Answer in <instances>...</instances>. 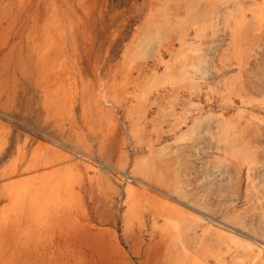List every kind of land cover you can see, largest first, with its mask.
<instances>
[{
  "label": "rangeland",
  "instance_id": "1",
  "mask_svg": "<svg viewBox=\"0 0 264 264\" xmlns=\"http://www.w3.org/2000/svg\"><path fill=\"white\" fill-rule=\"evenodd\" d=\"M23 2L0 0V264L194 263L198 242L178 262L165 226L160 233L161 222L151 225L154 210L137 201L131 214L123 174L135 171L133 179L149 184L143 168L178 206L167 203L163 217L189 220L182 214L192 211L197 225L187 235L229 225L264 241V0ZM155 76L159 85L145 89ZM49 140L86 150L98 171L51 166L43 175L68 176L46 192L49 204L29 211L3 186H33L43 170L25 169L34 154L56 151ZM150 146L155 154L162 147L161 157H151ZM107 157L125 172L104 169Z\"/></svg>",
  "mask_w": 264,
  "mask_h": 264
},
{
  "label": "bare ground",
  "instance_id": "2",
  "mask_svg": "<svg viewBox=\"0 0 264 264\" xmlns=\"http://www.w3.org/2000/svg\"><path fill=\"white\" fill-rule=\"evenodd\" d=\"M25 2V0H24ZM23 2V3H24ZM41 2V1H40ZM27 3V2H26ZM25 3V4H26ZM85 3V2H84ZM36 4V3H35ZM41 4V3H40ZM27 5V4H26ZM39 5V4H38ZM54 5V4H53ZM259 5V4H258ZM44 6V5H43ZM78 6V4H77ZM25 8V7H24ZM49 9V8H48ZM42 10V9H41ZM50 10V9H49ZM48 10V11H49ZM79 10V9H78ZM73 12V11H72ZM81 12V11H80ZM150 12V11H149ZM45 13V12H44ZM48 13V12H47ZM49 14V13H48ZM69 14V13H68ZM84 14V13H83ZM82 14V15H83ZM86 14H89L88 12ZM76 15V14H75ZM48 17V16H47ZM85 18V17H84ZM49 19V18H48ZM36 20V19H35ZM88 20V19H87ZM164 20V19H163ZM256 20V19H255ZM36 22V21H35ZM43 23V22H42ZM78 23V22H77ZM2 24V23H1ZM0 24V25H1ZM14 24V23H13ZM30 24V23H29ZM53 24V23H52ZM58 24V23H57ZM68 24V23H67ZM158 24V23H157ZM43 25V24H42ZM83 25V24H82ZM85 25V24H84ZM156 25V24H155ZM14 26V25H13ZM12 26V28H13ZM16 26V24H15ZM58 26V25H57ZM79 26V25H78ZM166 27V26H165ZM11 28V29H12ZM82 28V27H81ZM168 28V27H167ZM46 29V28H45ZM44 29V31H45ZM77 29V28H76ZM80 29V28H79ZM165 29V28H164ZM38 30V29H37ZM41 30V29H39ZM83 30V28H82ZM43 31V30H42ZM43 31V33H45ZM74 31V30H73ZM77 31V30H76ZM11 32V31H10ZM40 32V31H39ZM83 31H81V34H82ZM9 33V32H8ZM41 33V32H40ZM84 33V32H83ZM11 34V33H10ZM39 34V33H38ZM117 34V33H116ZM37 35V34H36ZM41 35V34H40ZM11 36V35H10ZM34 36V35H33ZM90 36V35H89ZM1 37V36H0ZM31 37V36H30ZM44 37V35H43ZM41 37V38H43ZM45 37H46V34H45ZM76 37V36H75ZM183 37V36H182ZM38 39V38H37ZM49 39V38H48ZM2 40V39H1ZM9 40V39H8ZM42 40V39H41ZM57 39L55 38V41ZM32 41V40H31ZM50 41V40H49ZM2 42V41H1ZM0 42V43H1ZM38 42V41H36ZM181 42V41H180ZM29 43V41L27 42ZM32 43V42H31ZM43 43V42H42ZM83 43V42H82ZM30 44V43H29ZM40 44V43H39ZM76 44V43H75ZM28 45V44H26ZM33 45V44H32ZM38 45V43H37ZM36 45V46H37ZM186 45V44H185ZM183 46V45H182ZM187 46V45H186ZM35 48V51H36V48L37 47H34ZM40 48V47H39ZM46 48V47H45ZM42 49V47H41ZM39 49V51L41 50ZM32 50V49H31ZM43 50V49H42ZM181 50V49H180ZM30 51V50H29ZM108 51V50H107ZM183 51V50H182ZM78 52V51H77ZM185 52V51H183ZM36 53H39V52H36ZM171 54V53H170ZM185 54V53H184ZM34 55V54H33ZM44 55V54H43ZM179 55V54H178ZM182 54L180 53V56ZM52 56V55H51ZM80 56V55H79ZM187 56V54H186ZM106 57V56H105ZM42 58V57H41ZM78 59V58H77ZM175 57L173 56L172 59L168 62H166L164 64V76L162 78V76L160 77L161 79H164L167 81V79H171L169 78L170 77V71L171 69L173 68H170L171 66H173ZM180 60L182 59L179 58ZM178 59V60H179ZM185 59V57H184ZM61 61V60H60ZM176 61V60H175ZM78 62H80L78 60ZM176 63H179L178 61H176ZM62 66V65H61ZM80 66V65H79ZM193 66V65H192ZM63 67V66H62ZM184 67V66H183ZM182 68V67H181ZM194 68H196L198 71L201 72L200 70V67H197L196 65H194ZM34 69V68H33ZM60 69V68H59ZM63 69H65L63 67ZM177 69V68H176ZM195 69V70H196ZM182 70V69H181ZM179 70V71H181ZM3 71V70H2ZM61 73L64 71H60ZM114 72V71H113ZM112 72V73H113ZM62 73V75H63ZM172 73V72H171ZM175 73V72H174ZM97 74V73H96ZM163 75V74H162ZM154 76V75H153ZM22 77V76H21ZM159 77V76H158ZM124 78V77H123ZM159 78H156V76L151 79H149L147 81V83L145 84V89L147 90H152L153 88L157 87L159 85V81L161 80ZM64 79V78H63ZM84 79V78H82ZM173 79V78H172ZM103 81V80H102ZM151 81V82H149ZM70 82V81H69ZM74 82V81H73ZM86 82V80H85ZM83 82V83H85ZM120 84V82H119ZM73 85V84H72ZM84 85V84H83ZM82 85V86H83ZM86 85V84H85ZM121 85V84H120ZM74 86V85H73ZM72 86V88H74ZM87 87V86H86ZM78 88V87H77ZM100 88V87H99ZM51 89V88H49ZM81 89V88H80ZM72 90V89H70ZM114 90V89H113ZM101 91V90H100ZM145 91V90H144ZM24 92V90H23ZM95 92V91H94ZM98 92V91H97ZM113 92V91H112ZM112 92L110 93V95H112ZM148 92V91H147ZM25 93V92H24ZM74 93V92H72ZM103 93V92H102ZM95 94H98V93H95ZM79 95V94H78ZM102 95V94H100ZM98 98L102 99V96L99 97V95H97ZM119 96V95H118ZM120 97V96H119ZM81 98V97H80ZM97 99V97H95ZM94 98V99H95ZM104 98V97H103ZM142 98V96H140V93H138L136 96H135V100L137 101L136 103H138L139 99ZM41 100V99H40ZM101 102L99 103H102L103 101L100 100ZM85 102V101H84ZM30 105V104H29ZM138 105V104H137ZM6 106V105H5ZM42 106V105H41ZM102 106V105H100ZM86 107V106H85ZM27 108V107H26ZM21 109V108H20ZM143 109V108H142ZM12 111V110H11ZM82 111V110H81ZM5 112V110L3 111ZM144 112V111H143ZM142 110H141V113H143ZM2 113V112H1ZM11 113V112H10ZM87 113V112H86ZM5 114V113H4ZM20 114V113H19ZM140 114V113H139ZM3 115V114H2ZM11 115V114H10ZM144 116V114H142ZM99 116V115H98ZM119 116V115H118ZM161 116V115H160ZM9 117V116H7ZM142 117V116H141ZM16 119V118H15ZM20 119V118H19ZM87 119V118H86ZM8 120V119H7ZM1 121V120H0ZM87 121V120H86ZM138 122V121H137ZM2 123V122H1ZM0 123V124H1ZM5 123V122H4ZM8 123V121H7ZM14 123V122H13ZM12 124V123H11ZM15 124V123H14ZM134 125V124H133ZM2 126V125H1ZM6 126V125H4ZM91 127V126H90ZM4 128V127H3ZM139 128V127H138ZM1 130V129H0ZM4 131H8V129ZM78 132V131H77ZM56 134V133H55ZM7 137H9L7 134H6ZM113 136V135H112ZM224 136V135H223ZM43 137V136H42ZM48 137V136H47ZM184 137V135L182 136ZM179 138V140H181V138ZM85 138V137H84ZM121 138V137H120ZM9 139V138H7ZM43 139V138H42ZM113 139V138H112ZM27 140V138H26ZM183 140V139H182ZM8 141V140H7ZM6 141V142H7ZM50 141V140H49ZM110 141V140H109ZM80 142V140H79ZM41 143V142H40ZM114 143V141H113ZM44 144V143H43ZM79 144V143H78ZM27 145V144H26ZM45 145V144H44ZM48 145H50V147H54L56 149V151H52L50 149H47V152L45 153H41L40 154H34L33 155V159L32 161H29L28 162V167L25 169V172L29 174H36V170L39 168V165L40 167L42 168L43 172L41 174H38L36 175L34 178H33V181H35L34 185L32 186H28L29 182H32V181H26V179L24 180L25 182L21 183V184H16V183H9L10 185H8V180L4 183H6L4 186H3V192L7 198H11V199H15L17 204L19 206H21L22 208H26L27 209V206H28V210L29 211H32V209H34V206L36 209H39V206L38 205H47L49 204V195L46 193L50 190H52L56 185H57V182L59 181V185L60 186V180H61V186L63 185L64 181H65V177L68 176L67 174L65 175H60V170L58 171H55L54 173H51V174H46V175H43V173L46 171V170H49V169H52L54 168V165H58V166H63L65 165V169L69 172H71L72 168L74 167V170L77 168L76 165L77 164H84L85 165V168L87 170H91L93 172H97L98 169L96 168L95 166V163L93 162V159L91 158V154L88 153L86 150H77V149H74V148H71V147H66L64 146L63 144L57 142V141H54V142H49ZM115 145V143H114ZM109 146V145H107ZM4 147V146H3ZM22 147V146H21ZM66 147V148H65ZM112 147V145L110 146V148ZM114 147V146H113ZM223 147V146H222ZM106 148V146H105ZM19 149V148H18ZM36 149V148H35ZM54 149V150H55ZM67 149V150H66ZM79 149V148H78ZM119 149V147H118ZM171 148H169L170 150ZM27 150V149H26ZM38 150V148L36 149ZM106 150V149H105ZM29 151V150H28ZM34 151V149H33ZM66 151V152H65ZM109 151V150H108ZM163 149L162 147L158 150L157 149V152L156 154L153 153V149L152 147L150 146L149 147V152L151 154V157H161L162 153H163ZM19 157L21 158V160L24 158V152H23V148H20L19 149ZM64 152L66 155L64 156ZM107 152V151H106ZM105 152V153H106ZM168 152V151H167ZM171 152V151H170ZM174 151L172 150V153ZM32 150H31V154H32ZM111 153V152H110ZM113 153V152H112ZM107 154V153H106ZM165 155V154H164ZM163 155V156H164ZM63 156V158H62ZM173 156V155H172ZM171 156V158H173ZM27 157V156H26ZM150 157V158H151ZM165 157V156H164ZM175 157V156H174ZM108 160H109V164L108 165V161L106 159H104V161L106 160L107 162V165H105L103 163V161H101L104 165V169H107L109 173H115V174H123V172H125V169L124 167L121 168V169H118V168H114L111 166V162H110V159L111 157H107ZM26 159V158H25ZM66 159V161H65ZM146 159V158H145ZM28 160V158L26 159ZM170 160V159H169ZM19 161V160H17ZM38 161H40L41 163H39ZM99 161V160H98ZM148 161V160H147ZM171 161V160H170ZM27 163V161H25ZM68 162L70 163V166H68ZM97 162V161H96ZM25 163V164H26ZM39 163V164H38ZM74 163V164H73ZM113 163H114V160H113ZM138 163V162H137ZM170 163V162H169ZM97 164V163H96ZM168 164V163H167ZM140 165V164H139ZM147 165V164H145ZM21 166V165H20ZM25 166V165H24ZM51 166H53L52 168H50ZM144 166V165H143ZM153 167V166H152ZM163 167V166H162ZM16 168V167H15ZM21 168V167H20ZM23 168V167H22ZM101 168V167H100ZM149 168V167H148ZM154 168V167H153ZM17 169V168H16ZM16 169L13 171L12 170V173L14 174V172L16 171ZM20 170V169H19ZM18 170V171H19ZM65 170V171H66ZM159 170V169H157ZM162 170V169H161ZM2 171V170H1ZM33 171V172H32ZM37 172H40V171H37ZM50 172V171H48ZM147 169L143 168L141 169L140 171V177L146 181L149 182V184H144V183H141L139 181H137L136 179H133V175L135 173L131 171V176L128 175V172L125 174H123L124 176L127 177L128 182L125 180V182H127V187L125 188L126 189V193H127V203L129 202V208L131 209V214H134L135 212L133 207H136V204H137V201H140V203H144L149 209H153L154 211H151L150 212V215H151V222H152V226L153 228L155 227L156 229L158 228V222H161V226H159V230H160V233H163V225L165 226V231L173 238L172 241H174V247L177 251V257H176V260H178V262L182 261L183 263L189 259V257L191 256V251L195 248L197 242L199 244L198 246V251L196 252V254L198 255V257L195 259L194 263H190V264H210L209 262V259H213L214 261V264H227V261H226V258H228V260H235L236 262L238 261L239 264H264V251H263V247H264V241H259L257 238H254L252 236H249L245 233H242L241 231H239L237 228L235 229L234 227H231L229 225H226V227H218L216 229H214V231L211 230V228H213L212 225L210 224H207V229L203 231L202 235L201 236H198V234H193V236H189V234L187 235V232H189V229H191L192 226L194 225H197L196 222L197 220L194 219L195 217L193 216V213L192 211H190V209H185V212L182 214L183 216H186V218L188 217L189 220H185V217H180L177 216V217H163V208H165V206H168L169 204L167 203H170V206L172 207L171 209H175L176 206L174 204H172L171 202V198L168 197V196H165L163 194V188H162V182L161 181L159 184L153 182V181H156L154 178L150 177V175L148 176L147 175ZM160 172V171H159ZM12 173L10 175H8L9 177L8 178H11L13 175ZM161 173V172H160ZM17 173H15L16 175ZM14 175V176H15ZM19 175V174H18ZM16 175V176H18ZM175 175V174H174ZM119 176V175H118ZM163 176V175H162ZM113 177H116V175L114 176L113 174ZM121 177V176H120ZM119 177V178H120ZM14 178V177H13ZM25 178V177H24ZM12 179V178H11ZM10 179V180H11ZM21 179V178H20ZM126 179V178H125ZM17 180V179H16ZM14 180V181H16ZM132 180V182H131ZM152 180V181H151ZM164 180V179H163ZM13 181V180H12ZM133 181H135V183L137 184L135 187L132 183ZM17 182V181H16ZM123 182V181H122ZM158 182V180L156 181ZM178 182V181H177ZM28 183V184H27ZM151 184H154L153 185H150ZM22 185V186H21ZM175 189V188H174ZM182 190V189H181ZM165 192V191H164ZM185 192V191H184ZM183 193V192H182ZM184 194V193H183ZM174 195V194H173ZM185 196V195H184ZM53 197V196H51ZM173 197V196H172ZM10 202V200H9ZM13 203V202H12ZM27 203V204H26ZM12 205V204H11ZM10 205V206H11ZM190 205V204H189ZM188 205V206H189ZM20 207V208H21ZM178 207V206H177ZM140 208V207H139ZM142 208V207H141ZM144 208V207H143ZM185 208V207H184ZM7 209V208H6ZM10 209V208H8ZM7 209V212H9ZM198 209V208H197ZM167 210V209H166ZM5 211V209H4ZM178 211V210H177ZM173 212V210H172ZM179 212V211H178ZM206 212V211H205ZM147 213V212H146ZM145 213V214H146ZM169 213V212H167ZM177 214V213H175ZM178 214H181V213H178ZM177 214V215H178ZM170 215V213H169ZM210 216V215H209ZM75 217V216H74ZM73 217V218H74ZM77 217V216H76ZM212 217V216H211ZM79 218V216L77 217ZM207 218V217H206ZM75 219V218H74ZM202 219V218H201ZM36 220V219H35ZM76 220V219H75ZM73 220V221H75ZM208 220V219H207ZM39 222V221H38ZM146 222V221H145ZM180 222V223H179ZM199 222V221H198ZM214 222V221H213ZM223 222V221H222ZM212 223V221H211ZM226 223V222H225ZM24 224V223H23ZM78 224V223H77ZM76 224V225H77ZM199 224V223H198ZM228 224V223H227ZM232 224V223H231ZM75 226V224H73ZM202 225V224H201ZM217 225V224H215ZM67 226V225H66ZM70 226H72L70 224ZM69 226V227H70ZM79 226V225H78ZM23 227V226H22ZM65 227V226H64ZM199 227V226H197ZM217 227V226H216ZM63 228V227H62ZM73 228V226H72ZM75 228V227H74ZM73 228V229H74ZM78 229L80 227H77ZM76 228V229H77ZM64 229V228H63ZM69 229V228H68ZM86 229V228H85ZM88 229V228H87ZM70 230V229H69ZM155 230V229H154ZM199 230V229H198ZM242 230V229H241ZM22 231V230H21ZM57 231V230H56ZM67 231V229H66ZM74 230H72L70 233H72V235H70V237L72 236L73 238V234L75 236V233L73 232ZM82 231V230H81ZM84 231V230H83ZM82 231V232H83ZM6 232V231H5ZM4 232V233H5ZM9 232V231H7ZM19 232V231H18ZM55 232V231H54ZM59 232V231H57ZM56 232V233H57ZM198 232V231H197ZM1 233V232H0ZM21 233V232H20ZM61 233V232H60ZM78 232H76L77 234ZM80 233V232H79ZM88 233V232H87ZM190 233V232H189ZM194 233V232H192ZM201 233V232H200ZM84 234V233H83ZM90 234V233H88ZM106 234V233H104ZM19 235V234H18ZM22 235V233H21ZM54 235V234H53ZM60 235V234H59ZM94 235V234H93ZM103 235V234H102ZM168 235V236H169ZM5 236V235H4ZM11 236V235H10ZM23 236V235H22ZM78 236V234H77ZM80 236L82 237V235L80 234ZM79 236V237H80ZM96 236V235H95ZM98 236V235H97ZM154 236V235H153ZM189 236V237H188ZM7 237H9L7 235ZM62 237V236H61ZM163 237V236H162ZM6 238V237H5ZM5 238H2L1 242H3L5 244V242L3 241V239L5 240ZM22 238V237H20ZM58 238V237H57ZM76 238V236L74 237ZM78 238V237H77ZM54 239V238H52ZM63 239V237H62ZM68 239H71V238H68ZM66 239V241L68 240ZM80 239V238H79ZM78 239V241H79ZM9 242H10V239H8ZM17 240V239H16ZM48 240V239H47ZM59 240V238H58ZM75 240V239H74ZM170 240V239H169ZM20 241V239H19ZM72 241V239H71ZM77 241V242H78ZM162 241H164L162 239ZM23 242V241H20V243ZM70 242V241H69ZM8 243V242H7ZM6 243V244H7ZM49 243H50V240H49ZM47 243V244H49ZM55 243V242H54ZM80 243L82 244L83 242L80 241ZM110 243V242H109ZM163 243V242H162ZM84 244V243H83ZM167 244V243H166ZM171 244V243H170ZM9 245V244H8ZM17 245V244H16ZM29 245V244H28ZM44 245V244H42ZM50 245V244H49ZM52 245V243H51ZM50 245V246H51ZM6 246V245H5ZM11 246V245H10ZM48 247V245H45ZM57 247V246H55ZM7 248V247H6ZM9 248V247H8ZM12 248V247H11ZM19 248V247H18ZM66 248V247H65ZM45 249V248H44ZM51 249V248H50ZM170 249V248H169ZM7 250V249H5ZM9 250V249H8ZM18 250V249H17ZM57 250V249H56ZM90 250V249H89ZM47 251V250H46ZM79 251V250H78ZM12 252V251H11ZM165 253V252H164ZM9 256H10V253H9ZM20 256V255H19ZM207 257V259L205 258ZM53 258V257H52ZM194 258V257H193ZM201 258V260H200ZM9 261V260H8ZM172 261V260H171ZM170 262V261H169ZM187 262V261H186ZM173 263V262H172ZM212 263V262H211Z\"/></svg>",
  "mask_w": 264,
  "mask_h": 264
}]
</instances>
